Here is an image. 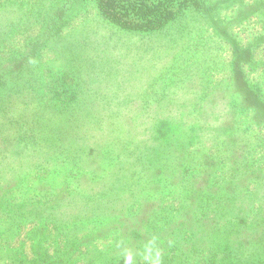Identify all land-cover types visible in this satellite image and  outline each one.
<instances>
[{
	"label": "rangeland",
	"instance_id": "1",
	"mask_svg": "<svg viewBox=\"0 0 264 264\" xmlns=\"http://www.w3.org/2000/svg\"><path fill=\"white\" fill-rule=\"evenodd\" d=\"M205 2L211 18L189 0H9L0 20V85H10L26 96V109L64 111L60 114L68 117L85 108L90 92L114 99L130 82L135 92L176 88L179 94L192 85L185 78L197 76L201 84L211 78L228 80L238 49L244 79L264 96V0ZM159 93L161 102L164 97ZM145 99L143 105L156 102L152 97ZM26 109L1 111L20 125L10 132L7 127L0 129V138L6 136L0 139V154H8L0 162V264H60L63 260L62 264H91L94 261L84 257L89 238L99 233L91 226L98 218L64 215L65 200L71 202L78 195L89 199L87 192L77 190L76 182L87 170L52 149L43 156L33 114L22 118ZM165 117L157 118L160 133L156 136L161 138L180 130L178 124L165 122ZM157 155H163L162 150ZM133 171L137 168L127 173ZM117 190L96 181L88 187L89 192L95 191L92 199L104 203L113 200ZM190 238L130 258L122 253L121 263L194 264L199 242L190 243ZM261 239L264 252V230ZM70 241L72 250L67 249ZM184 242L186 248L175 246ZM184 249L191 255L182 256ZM230 254L231 250H224L218 259Z\"/></svg>",
	"mask_w": 264,
	"mask_h": 264
},
{
	"label": "trees",
	"instance_id": "2",
	"mask_svg": "<svg viewBox=\"0 0 264 264\" xmlns=\"http://www.w3.org/2000/svg\"><path fill=\"white\" fill-rule=\"evenodd\" d=\"M189 1L211 18L205 0ZM8 3L0 0V20ZM235 52L234 73L228 80L211 78L201 84L197 76L185 78L192 84L189 91L159 89L161 102L154 88L135 92L130 82L114 99L90 92L85 108L68 117L60 114L64 111L26 109V96L0 85L1 130L7 127L10 132L20 125L1 111L26 109L22 118L33 114L41 154L55 150L87 170L76 182L77 190L87 192L89 199L78 195L65 200L64 215L98 218L91 226L99 233L89 238L84 257L94 261L91 264H122V253L130 258L164 250L190 235V243L199 242L194 264H264V96L248 86L238 65L241 52ZM150 97L155 104L143 105ZM166 115L163 120L178 124L180 130L161 138L156 133ZM158 149L163 155H157ZM7 156L0 154V162ZM133 168L137 171L127 173ZM94 181L106 189L117 187L113 200L92 199L96 194L88 187ZM56 213L62 218L60 210ZM185 244L175 246L186 248ZM67 249L72 250L71 241ZM221 249L232 254L218 259ZM191 252L184 249L182 256Z\"/></svg>",
	"mask_w": 264,
	"mask_h": 264
}]
</instances>
